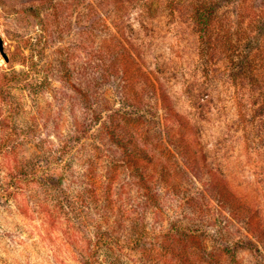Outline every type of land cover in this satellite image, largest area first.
I'll return each instance as SVG.
<instances>
[{
  "label": "rangeland",
  "instance_id": "rangeland-1",
  "mask_svg": "<svg viewBox=\"0 0 264 264\" xmlns=\"http://www.w3.org/2000/svg\"><path fill=\"white\" fill-rule=\"evenodd\" d=\"M121 11L0 0V264H264V139L247 128L264 84L233 86L221 50L207 67L185 10Z\"/></svg>",
  "mask_w": 264,
  "mask_h": 264
},
{
  "label": "trees",
  "instance_id": "trees-1",
  "mask_svg": "<svg viewBox=\"0 0 264 264\" xmlns=\"http://www.w3.org/2000/svg\"><path fill=\"white\" fill-rule=\"evenodd\" d=\"M229 1L230 8L223 11L225 3ZM120 7L123 26L131 19V16H127L129 10L140 11L141 18H155L169 8L173 12L178 9L185 10L200 32L201 59L207 67L214 63L212 55L221 50L229 55V63L233 66V74L229 76L233 86L245 87L247 84L250 85V82L264 84V73L260 76V70L264 71V42L259 43L254 55L251 51H246V45L252 38L249 29L261 28L262 39L264 38V25H260L264 18H250L245 0H120ZM121 66L124 72L131 68L139 71V64L134 59L123 58ZM255 95L260 97L264 106V88ZM262 117V122L247 121V128L256 130L259 127L261 133L259 137L264 139V112ZM106 129L109 133L114 131L112 126H107ZM136 153L139 160L147 156L143 149L137 150Z\"/></svg>",
  "mask_w": 264,
  "mask_h": 264
},
{
  "label": "water",
  "instance_id": "water-1",
  "mask_svg": "<svg viewBox=\"0 0 264 264\" xmlns=\"http://www.w3.org/2000/svg\"><path fill=\"white\" fill-rule=\"evenodd\" d=\"M0 52H1V54L3 55V57L5 58V60H9V58H8V55L6 54V52H5V49H4V42H3V38L1 37V35H0Z\"/></svg>",
  "mask_w": 264,
  "mask_h": 264
}]
</instances>
